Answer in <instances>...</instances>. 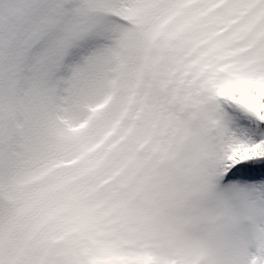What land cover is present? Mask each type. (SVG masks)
Segmentation results:
<instances>
[{"label":"snow or ice","instance_id":"snow-or-ice-1","mask_svg":"<svg viewBox=\"0 0 264 264\" xmlns=\"http://www.w3.org/2000/svg\"><path fill=\"white\" fill-rule=\"evenodd\" d=\"M0 264H264V0H0Z\"/></svg>","mask_w":264,"mask_h":264}]
</instances>
